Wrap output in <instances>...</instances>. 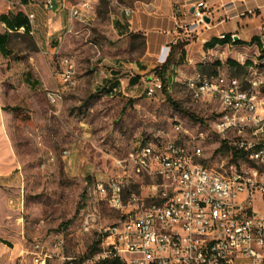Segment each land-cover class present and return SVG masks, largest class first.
<instances>
[{
    "label": "rangeland",
    "instance_id": "rangeland-1",
    "mask_svg": "<svg viewBox=\"0 0 264 264\" xmlns=\"http://www.w3.org/2000/svg\"><path fill=\"white\" fill-rule=\"evenodd\" d=\"M134 2L96 0L86 10L79 5L86 21L66 10V19L54 28L51 15L58 5L48 9L46 0H0V35L7 32L2 16L12 19L22 13L27 19V13L35 14L32 34L8 33L9 52H0V157L16 159L26 198L25 209L14 212L5 225L19 253L10 264H35L31 242L49 246L56 238L64 240L62 253L72 260L55 257L48 264L91 260L100 251L102 232L120 214L105 202L94 204L87 185L123 172L114 161L128 157L137 141L150 133L200 148L199 161L210 169L223 172L232 162L250 165L245 157H234L214 131L219 104L195 102L186 83L148 95L145 84L157 74L153 69L142 79L138 76L137 88L130 83L136 77L132 70H116L110 57L115 48L136 58L143 52V38L132 34L128 44L119 46L101 31H106L111 13ZM66 58L74 64V85L65 87L63 101L52 105L46 91L60 85ZM242 74L235 75L243 79ZM115 79L123 80V88L110 91ZM151 181L149 176L134 177L131 189ZM7 182L1 179L0 184ZM260 203L254 206L264 214ZM95 206L96 221L86 226L85 217Z\"/></svg>",
    "mask_w": 264,
    "mask_h": 264
},
{
    "label": "built area",
    "instance_id": "built-area-1",
    "mask_svg": "<svg viewBox=\"0 0 264 264\" xmlns=\"http://www.w3.org/2000/svg\"><path fill=\"white\" fill-rule=\"evenodd\" d=\"M93 1L82 0L80 5L89 7ZM46 7L53 9L54 0H46ZM208 9L205 1L195 5V27L205 23ZM81 13L79 4L71 6V17ZM26 16L32 34L35 14ZM260 30L264 43V17ZM25 32V25L7 28V33ZM63 65L60 85L46 91L52 105L61 103L64 88L74 85V64L66 58ZM186 85L195 102L219 104L214 131L250 165L232 162L220 172L200 163V148L190 149L160 133L146 135L128 157L114 161L123 172L87 185L88 198L94 204L107 203L120 218L104 229L100 251L83 264H264V214L254 206L261 200L259 209H264L263 64L243 79L217 74ZM161 90V78L153 75L147 81V94ZM141 176L152 181L132 190L134 177ZM94 211L85 217L86 226L96 221V206ZM31 247L35 264H48L55 257L72 260L62 253V238L50 246L36 241Z\"/></svg>",
    "mask_w": 264,
    "mask_h": 264
},
{
    "label": "crops",
    "instance_id": "crops-1",
    "mask_svg": "<svg viewBox=\"0 0 264 264\" xmlns=\"http://www.w3.org/2000/svg\"><path fill=\"white\" fill-rule=\"evenodd\" d=\"M134 1V6L121 7L111 13L110 21L104 26L106 31H101L111 41L119 42V46L128 44L129 35L142 36L143 52L138 57L127 58L118 46L110 54L116 70L130 69L136 74L130 80L133 88L138 87V76L160 66L171 51L173 59L167 71V90L197 77L217 74L237 77L235 74L240 72L245 77L258 64H263L264 67V43L260 30V22L264 17V0ZM200 1H205L209 7L206 15L209 22L195 27L193 11ZM54 2L58 6L51 18L54 28H58L62 20L66 19V12L69 11L70 14L71 6L80 5L82 0ZM83 10L86 9L83 7ZM79 18L86 21L83 19V12ZM124 59L126 62H123ZM216 62L219 64L214 66ZM63 67L64 65L62 69ZM116 82L119 83L118 86L111 88ZM146 85L147 82L145 90ZM117 88H123L122 79H115L110 83V91ZM8 158L11 160L0 157V181H9L4 185L0 184V264H10V261L19 256L18 249L15 245L11 246V239L6 236L5 225L14 212H20L26 207L23 174L18 171L16 159L9 155ZM36 241L38 240L31 242V246Z\"/></svg>",
    "mask_w": 264,
    "mask_h": 264
},
{
    "label": "trees",
    "instance_id": "trees-1",
    "mask_svg": "<svg viewBox=\"0 0 264 264\" xmlns=\"http://www.w3.org/2000/svg\"><path fill=\"white\" fill-rule=\"evenodd\" d=\"M22 1H26V0H22ZM1 19L3 20L4 24L7 26V28H16V27H20L22 25L26 26V34L30 35V24L28 23V20L25 18V16L22 13H17L12 19L8 18L7 16H2ZM7 43H8V33H4L2 35H0V52L4 55L7 54L9 52L8 48H7ZM216 43H214L213 46H215ZM172 59H173V55H172V51L170 52V54L168 55V57L166 58V60L160 65L157 66L153 69L154 72L157 73V75L161 78L162 83H163V90L164 92L167 93V84H168V76H167V71L170 68L171 64H172ZM219 63H214V66H217ZM118 82L113 83V85L111 86V88L113 87H117L118 86ZM222 145H227V143L225 141H223ZM234 153V157H239L240 153L236 150L233 151ZM99 242L97 243V245H99Z\"/></svg>",
    "mask_w": 264,
    "mask_h": 264
},
{
    "label": "water",
    "instance_id": "water-1",
    "mask_svg": "<svg viewBox=\"0 0 264 264\" xmlns=\"http://www.w3.org/2000/svg\"><path fill=\"white\" fill-rule=\"evenodd\" d=\"M203 19L205 22H209V18L207 16H204Z\"/></svg>",
    "mask_w": 264,
    "mask_h": 264
}]
</instances>
